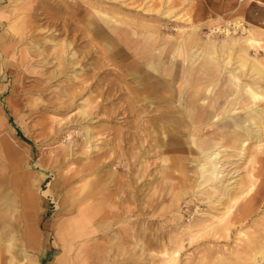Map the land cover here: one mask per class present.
<instances>
[{"label":"rangeland","instance_id":"obj_1","mask_svg":"<svg viewBox=\"0 0 264 264\" xmlns=\"http://www.w3.org/2000/svg\"><path fill=\"white\" fill-rule=\"evenodd\" d=\"M0 8V137L20 150L0 154V174L9 173L16 205L25 191L37 198L41 245L26 247L27 264H58L62 254L79 264L91 242L100 251L87 264H253L264 249V98L251 101L247 85L264 92L253 68L264 71V0H0ZM247 119L260 124L251 133ZM205 161L217 170L209 185ZM92 169L86 180L99 183L89 202L107 227L88 240L67 236L64 252L71 193L90 186L64 180ZM253 182L255 209L241 220ZM15 239L13 264H22L21 233Z\"/></svg>","mask_w":264,"mask_h":264},{"label":"bare ground","instance_id":"obj_2","mask_svg":"<svg viewBox=\"0 0 264 264\" xmlns=\"http://www.w3.org/2000/svg\"><path fill=\"white\" fill-rule=\"evenodd\" d=\"M254 2V1H253ZM8 6H10V5H8ZM12 6H14V5H12ZM6 8V7H5ZM1 9V8H0ZM35 11V10H34ZM38 12H39V10H38ZM168 12V11H167ZM170 12V11H169ZM172 12V11H171ZM10 14V13H9ZM45 14V13H44ZM42 16V15H41ZM24 17H25V15H24ZM117 20V19H116ZM115 20V21H116ZM119 21V20H118ZM6 24V23H5ZM120 24V23H119ZM6 26V25H5ZM5 26H3V27H5ZM238 26H240V25H238ZM8 28V27H7ZM9 29V28H8ZM24 30V29H23ZM26 30V29H25ZM24 30V31H25ZM42 30V29H41ZM41 30H39V32L41 31ZM118 30V29H117ZM9 31V30H8ZM38 31V30H37ZM247 31V30H246ZM12 33H14V32H12ZM24 33V32H23ZM253 33V32H252ZM255 33V32H254ZM25 34V33H24ZM23 34V35H24ZM8 34H6V36H7ZM119 35V34H118ZM250 35V34H249ZM26 36V35H25ZM32 36V35H31ZM28 37V36H27ZM147 37H148V35H147ZM39 38V37H38ZM243 38V37H242ZM25 39V38H24ZM33 39V38H32ZM35 39H37V37L35 38ZM145 39V38H144ZM147 39V38H146ZM153 39V38H152ZM235 39V38H234ZM12 40V39H11ZM28 40V39H27ZM235 41V40H234ZM241 41V40H240ZM245 41H247V43H249V44H253L254 42L255 43H257V44H259V41L258 40H256L255 38H253L252 36H250V37H248V38H246L245 39ZM29 42H31V41H29ZM60 42V41H59ZM58 42V43H59ZM62 43V42H61ZM16 44V43H15ZM19 44V43H18ZM262 44V43H261ZM71 45V44H70ZM229 45V44H228ZM247 45V44H246ZM19 46V45H18ZM25 46V45H24ZM31 46V45H30ZM173 46V45H172ZM234 46H237V45H234ZM249 46V45H248ZM26 47H29V46H26ZM137 47H139V46H137ZM238 47V46H237ZM250 47V46H249ZM227 49H228V47H226ZM231 49V48H230ZM181 51H182V49H181ZM229 51V50H228ZM247 51V50H246ZM19 52V51H18ZM30 52V51H29ZM112 52V51H111ZM247 52H249V51H247ZM110 53V52H109ZM206 53V52H205ZM204 53V54H205ZM229 53V52H228ZM10 54V53H9ZM16 54V53H15ZM14 54V55H15ZM20 55H21V53H19ZM30 54V53H29ZM77 54V53H76ZM111 54V53H110ZM222 54V53H221ZM240 54H242V52H240ZM239 54V55H240ZM61 55V54H60ZM64 55V54H63ZM73 55V54H72ZM258 55V54H257ZM18 56V55H17ZM32 56V55H31ZM35 56V55H34ZM76 56V55H75ZM78 56V55H77ZM220 56V55H219ZM224 56V55H223ZM235 56V55H234ZM49 57V56H48ZM222 57V56H221ZM228 57V56H227ZM237 57V56H236ZM239 57V56H238ZM16 58V57H15ZM20 58H22V56L20 57ZM37 58H38V56H37ZM69 58H73V56L72 57H70L69 56ZM247 58V57H246ZM245 58V56H243V55H241L238 59V61H239V67H243V66H245V64H246V61H247V59ZM34 59V58H33ZM80 60V59H79ZM213 60V59H212ZM251 60V59H250ZM29 61V60H28ZM46 61V60H45ZM44 60H43V62H45ZM194 61H196V60H194ZM223 61H224V59H223ZM227 61L229 62V60L227 59ZM74 62V61H73ZM76 62V61H75ZM193 62V61H192ZM219 62H220V60H219ZM250 62V61H249ZM211 63L214 65V61H211ZM236 63V62H235ZM254 63V62H253ZM18 64V63H17ZM42 64V63H41ZM48 64V63H47ZM51 64V63H50ZM76 64V63H75ZM74 64V65H75ZM80 64V63H79ZM229 64V63H228ZM30 65V64H29ZM37 65H38V63H37ZM40 65V64H39ZM49 65V64H48ZM73 65V66H74ZM249 65V64H248ZM252 65V64H251ZM31 66V65H30ZM42 66V65H41ZM40 66V67H41ZM45 66H47V65H45ZM62 66V65H61ZM61 66H59L60 68H61ZM80 66V65H79ZM215 66V65H214ZM214 66H211V67H214ZM236 66V65H235ZM247 66V65H246ZM250 66V65H249ZM35 67V66H34ZM38 67V66H37ZM151 67H153L154 69L156 68V66L154 67L153 66V64H151ZM191 67H193V66H191ZM253 67V66H252ZM32 68V67H31ZM59 68V69H60ZM255 70H257L258 71V73H260V74H262L263 76H264V71H261L259 68H257V67H253ZM16 69V68H15ZM248 69V68H247ZM62 70V69H61ZM246 70V69H245ZM21 71V70H20ZM37 71V70H36ZM81 71V70H80ZM6 72V71H5ZM43 72V71H42ZM233 72V71H232ZM237 73V72H236ZM236 73H231L232 74V77L233 78H238V75L236 74ZM255 74V73H254ZM253 74V75H254ZM241 75V74H240ZM251 75V74H250ZM249 75V76H250ZM41 76V75H40ZM231 77V76H230ZM74 79V78H73ZM232 79V78H231ZM239 79V78H238ZM188 81H189V79H188ZM232 82V81H231ZM230 82V83H231ZM255 82V81H254ZM84 83V82H83ZM247 84V83H246ZM250 84V83H249ZM255 84H257V83H255ZM251 85V84H250ZM253 85V84H252ZM40 86V85H39ZM248 87H249V94H250V96H249V98H250V100L252 101V100H255V99H257V98H259L260 96L261 97H263L264 98V92H260V89H259V91L257 90V88H254L253 86H249V85H247ZM38 87V86H37ZM210 87H211V85H209V87H207V91L210 89ZM199 89V88H198ZM16 91V90H15ZM73 91V90H72ZM70 93V92H69ZM239 95V94H238ZM69 96V95H68ZM67 96V97H68ZM73 98V96H71L70 95V98ZM14 100H15V98H14ZM237 99H235L234 100V102L233 103H235V101H236ZM12 102V101H11ZM20 102V101H19ZM18 104V103H17ZM22 104V103H21ZM88 104V103H87ZM86 104V105H87ZM91 104V102H89V105ZM26 105V104H25ZM64 106V105H63ZM83 106V105H82ZM88 106V105H87ZM22 107V106H21ZM26 107V106H25ZM29 107V106H28ZM61 107H62V105H61ZM72 107V106H71ZM84 107V106H83ZM82 107V108H83ZM60 108V107H59ZM89 108V107H88ZM85 110V109H84ZM83 109L81 110H79V111H84ZM19 113V112H18ZM78 113V112H77ZM209 113V112H208ZM261 113V112H260ZM81 114H85L84 112L83 113H81ZM3 115V114H2ZM208 115V114H207ZM84 116H86V115H84ZM89 116V115H88ZM260 116H262V114L260 115ZM64 117V116H63ZM87 118V117H86ZM251 118V117H250ZM262 118V117H261ZM72 119V118H71ZM91 119V118H90ZM250 123L248 124V125H246L245 126V129L246 130H248L250 133L251 132H253V128L252 127H250L251 125V123L253 122V120L254 119H252V122H251V120H249V119H247ZM67 121H68V119H67ZM72 121V120H71ZM254 121H257V120H254ZM82 122V121H81ZM69 123V122H68ZM67 123V124H68ZM257 123H258V121H257ZM137 124V123H136ZM259 124V123H258ZM260 125V124H259ZM9 126V125H8ZM63 126H65V125H63ZM138 126V125H137ZM144 126V125H143ZM181 126V125H180ZM263 126V125H262ZM177 127V126H176ZM145 128H146V126H145ZM258 128H259V126H258ZM262 128H264V126L262 127ZM60 129V128H59ZM150 129V128H149ZM84 130H85V128H84ZM151 130V129H150ZM174 130V129H173ZM263 130V129H262ZM262 130H261V132H262ZM58 129H57V133H58ZM145 131V130H144ZM260 131V130H259ZM232 132H235L234 130L232 131ZM143 133V132H142ZM142 133H141V135H142ZM56 134V133H55ZM54 134V135H55ZM135 134V133H134ZM147 134H149L148 132H147ZM154 134V133H153ZM263 134V133H262ZM261 134V135H262ZM57 135V134H56ZM139 135H140V133H139ZM152 135V134H151ZM60 136V135H59ZM54 137V136H53ZM11 138H12V136H11ZM132 138V137H131ZM137 138V137H136ZM262 138V137H261ZM148 139V138H147ZM147 139H145V140H147ZM239 139V137L236 135V136H234V141L232 142V144H233V147L234 148H237V140ZM64 140V139H63ZM155 140V139H154ZM11 141H12V139H11ZM11 141L8 139V136H6V135H1V137H0V154L1 155H3V156H5V157H8L9 155H14V154H16V156H18L19 154H20V150L16 147V146H14L12 143H11ZM135 141V140H134ZM13 142V141H12ZM155 142V141H154ZM263 142V141H262ZM133 143V142H132ZM128 144V143H127ZM70 145V144H69ZM83 145V144H82ZM144 145V144H143ZM142 145V146H143ZM258 145H260V142H259V144ZM155 146H156V144H155ZM139 147V146H138ZM154 147V146H153ZM256 147V146H255ZM66 148V147H65ZM142 148V147H141ZM258 148V147H257ZM134 150V149H133ZM157 150V149H156ZM71 151V150H70ZM158 151V150H157ZM83 152V151H82ZM133 153V152H132ZM159 153V152H158ZM85 154V153H84ZM129 155H130V152H129ZM70 156V155H69ZM66 157V156H65ZM64 157V158H65ZM9 158V157H8ZM14 158V157H13ZM12 158V159H13ZM20 158V157H19ZM6 160H7V158H6ZM68 160V159H67ZM20 162H18V164H19ZM69 163V162H68ZM88 163V162H87ZM113 163V162H112ZM15 165H17V164H15ZM20 165H21V163H20ZM72 165V164H71ZM107 165V164H106ZM14 166V165H13ZM67 166V165H66ZM14 167H16V166H14ZM91 167V166H90ZM210 167V165H209V162H203L202 164H201V166H200V169H201V173H202V184H208V182H210V183H212V181H214V180H216L217 179V176H216V174L215 173H217V170L214 168V169H211V168H209ZM6 168V167H5ZM87 169V168H86ZM0 170H1V167H0ZM9 170H10V167H9ZM84 170V169H83ZM71 171V170H70ZM96 171V169L94 170V169H92V170H90L88 173H82V174H80V175H77L76 176V173L75 174H73V175H71L69 178H66V180H64V183H72L73 181H76V182H82V184L84 185V184H88V182L90 183V186H89V188H83V186H80V187H77L76 189H73V191H72V193H71V196H70V200H69V204H70V209H69V211L70 212H72V213H74L75 215H73L74 217H72L70 220H68V223L67 224H62V226L60 227V231H59V239L62 241V247H63V250H64V252H66V249L65 248H67L66 247V245H67V238L68 237H70V236H72V237H76V238H82V240H88V239H90V237L92 238V236H90L92 233H94L95 231H98V230H100L101 228H104V227H107V225L103 222V221H98V220H96V217L98 216V207H99V205H97V203L95 202H89V200L92 198V197H95L98 193H97V190L95 189V187H93V186H95V185H98V181H97V183L95 184V183H92V181H87L86 180V177L89 175V174H91V173H93V172H95ZM130 171V170H129ZM15 172V171H14ZM13 172V173H14ZM81 172V171H80ZM107 172V171H106ZM1 173V172H0ZM130 173V172H129ZM170 173V172H169ZM20 174H21V171H20ZM78 174V173H77ZM170 175V174H169ZM168 175V176H169ZM12 176V175H11ZM29 176V175H28ZM167 176V177H168ZM249 176H251V175H249ZM16 177V176H15ZM105 177V176H104ZM252 177V176H251ZM107 178V177H106ZM163 178V177H162ZM165 178V177H164ZM169 178V177H168ZM87 179H88V177H87ZM166 179V178H165ZM170 179V178H169ZM15 180V179H14ZM16 180H18L19 182H17L20 186H23L24 188H27V186H28V181H29V179L26 177V174H23L22 173V175L20 176V177H18ZM104 180V179H103ZM102 181V180H101ZM0 182H2L3 183V185L1 186L0 185V264H2V262H3V260L5 259V258H3L4 256L6 257V261L8 262V264H13L14 263V261H15V255L13 254V251H14V249H15V247H17L16 246V244H15V235L18 233H21V235H22V240H21V250H20V253H21V255H22V259H23V261H22V264H27V262H29L31 259H29V253L30 252H28V250H26V247H30V248H32V247H37L38 245H41V242H40V239H39V234H38V231H37V229H38V227L36 226V224H35V220H34V215L36 214V209H35V207H36V200H37V198H36V195H34L33 196V194H32V196L31 195H29L28 193H26V191H25V193H23V194H20V197H19V199H18V205H16V203H15V198H14V196L12 195V193L9 191V189H7L6 187H10L9 185V183H11V181H10V179H9V173H2V174H0ZM16 182V181H15ZM105 182V181H104ZM107 182V181H106ZM105 182V183H106ZM222 182V181H221ZM236 182V181H235ZM101 183V182H100ZM218 183V182H217ZM250 183V182H249ZM12 184V183H11ZM91 184H94V185H91ZM171 184V183H170ZM169 185V184H168ZM177 185V184H176ZM209 185V184H208ZM220 185H222V184H220ZM102 186V185H101ZM101 186H100V188H101ZM178 186V185H177ZM211 186V185H210ZM228 186V185H227ZM230 186V185H229ZM99 187V186H98ZM172 187V186H171ZM207 187V186H206ZM213 187V186H212ZM216 187V186H215ZM214 187V188H215ZM232 187H234V186H232ZM189 188V187H188ZM222 188V187H221ZM226 188V187H225ZM254 188H255V182H253L252 183V185L247 189V191L245 192V193H243V196H242V198H241V200H245V202H244V209H245V211H243L242 213L245 215V216H243V218H240L241 220L242 219H245L248 215H249V213H251L252 211H254V203H253V200H254V198H253V196H251V193L253 192V190H254ZM110 189V188H109ZM169 189H171L170 188V186H169ZM217 189V188H216ZM216 189H214V190H216ZM232 189V188H231ZM27 190V189H26ZM29 190H31V189H29ZM102 190V189H101ZM172 190V189H171ZM178 190V189H177ZM170 191V190H169ZM203 191V190H202ZM212 191V190H211ZM105 192V191H104ZM177 192V191H176ZM185 192V191H184ZM225 192V191H224ZM109 193V192H108ZM169 193V192H168ZM180 193H182V192H180ZM193 193H195V192H193ZM204 193V192H203ZM215 193H216V191H215ZM220 193V192H219ZM170 194V193H169ZM209 194V193H208ZM171 195V194H170ZM205 195H207V194H205ZM215 196V195H214ZM169 197V196H168ZM176 197V196H175ZM174 197V198H175ZM208 197V196H207ZM210 197V196H209ZM218 197V196H217ZM224 197H225V194H224ZM107 198V197H106ZM170 198V197H169ZM99 199H101V198H99ZM193 200V199H192ZM221 200V199H220ZM232 202H234V204H236V202H237V197H234V198H232ZM175 201L177 202V200L175 199ZM200 201V200H199ZM202 201V200H201ZM211 201V200H210ZM218 201V200H217ZM206 202V201H205ZM168 203H170V202H168ZM167 203V204H168ZM178 203V202H177ZM209 203V202H208ZM227 203V202H226ZM148 204V203H147ZM19 205H20V209L18 208L19 207ZM171 205V204H170ZM174 205V204H173ZM213 205V204H212ZM218 205V204H217ZM18 206V207H17ZM164 206H165V204H164ZM233 206L234 205H231V206H228V211H225V212H230L231 210H232V208H233ZM162 207V206H161ZM167 207V206H166ZM170 207V206H169ZM217 207V206H216ZM221 207V206H220ZM224 207H225V205H224ZM165 208V207H164ZM97 209V210H96ZM108 209V208H107ZM163 211L165 210V209H162ZM227 210V209H226ZM151 211V210H150ZM15 213H18V214H20L21 215V222H22V224L20 225L19 224V222L16 220V218H15ZM110 213V212H109ZM115 213H116V210H115ZM165 213V212H164ZM248 213V214H247ZM114 214V213H113ZM227 214V213H226ZM224 215V214H223ZM122 216V215H121ZM219 216V215H218ZM112 217V216H111ZM224 218H225V216H223ZM37 218H39V216L37 217ZM66 218V217H65ZM122 218V217H121ZM215 218V217H214ZM213 218V219H214ZM222 218V217H221ZM36 219V218H35ZM111 219V218H110ZM115 219V218H114ZM219 219V218H218ZM60 220V219H59ZM116 220V219H115ZM226 221H227V219H225ZM34 221V222H33ZM121 221V220H120ZM119 221V222H120ZM222 221V220H221ZM221 221H219V223L221 222ZM224 221V220H223ZM61 223L63 222V221H60ZM66 222V221H65ZM227 222H229V223H234V221H233V219H232V217L230 218V219H228V221ZM104 223V224H103ZM128 223V222H127ZM140 223H141V221H140ZM207 223V222H206ZM205 223V224H206ZM208 224V223H207ZM217 224V223H216ZM140 225V224H139ZM218 225V224H217ZM243 225V224H242ZM21 226H23L24 228L23 229H21ZM232 226V225H231ZM110 227V226H109ZM213 227V226H212ZM239 227V226H238ZM162 228V227H161ZM225 228H227L228 230H229V228H230V225L229 224H226L225 225ZM112 229V228H111ZM110 229V230H111ZM128 229V228H127ZM218 229V228H217ZM51 230V229H50ZM68 230V231H67ZM118 231H119V229H118ZM144 231V230H143ZM145 231H146V229H145ZM227 231V230H226ZM117 232V231H116ZM247 232V231H246ZM96 233V232H95ZM94 233V234H95ZM118 233V232H117ZM143 233V232H142ZM217 233V232H216ZM51 234V233H50ZM93 234V235H94ZM115 234V236H117L116 235V233H114ZM229 234V233H228ZM239 234H241V233H239ZM206 235V234H205ZM218 235V234H217ZM227 235V234H226ZM249 235V234H248ZM68 236V237H67ZM102 236V235H101ZM119 236V235H118ZM123 236H124V234H123ZM193 236H195L196 237V235H193ZM199 236V235H198ZM216 236V235H215ZM215 236H213V237H215ZM228 236V235H227ZM226 236V237H227ZM238 236V235H237ZM240 236V235H239ZM192 237V236H191ZM202 237V236H201ZM201 237H200V239H201ZM244 237V236H243ZM162 238V237H161ZM199 238V237H198ZM49 239V238H48ZM98 239V238H97ZM114 239V238H113ZM118 239V238H117ZM194 239V238H193ZM247 239V238H246ZM20 240V239H19ZM78 240V239H77ZM101 241L103 240V239H100ZM198 240V239H197ZM79 241H81L80 239H79ZM103 241H105V240H103ZM102 241V242H103ZM106 241H107V239H106ZM131 241V240H130ZM138 241H139V239H138ZM189 241V240H188ZM75 242V241H74ZM111 242H112V240H111ZM125 242V241H124ZM128 242V241H127ZM141 242V241H140ZM181 242V241H180ZM80 243V242H79ZM138 243V242H137ZM76 244V243H75ZM143 244V243H142ZM141 244V245H142ZM189 244V243H188ZM246 244V243H245ZM256 244V243H255ZM83 246H85V247H83V251L81 252L82 253V256L80 257V259H79V264H87L88 263V258L89 257H93V256H95L96 255V251H100V249H92V250H90L91 249V247L94 245V243H90L89 244V248H87L86 247V245L87 244H82ZM82 245H81V247H82ZM101 245H103V244H101ZM123 245V244H122ZM129 245H130V243H129ZM135 245H137V244H135ZM145 245V244H144ZM51 246V245H50ZM61 247V246H60ZM108 247V246H107ZM122 247V246H121ZM180 247V246H179ZM109 248V247H108ZM264 248V247H263ZM122 249V248H121ZM127 249V248H126ZM137 249V248H136ZM184 249V248H183ZM256 249V248H255ZM73 250V249H72ZM76 250H77V248H76ZM117 250V249H116ZM178 250H179V248H176L175 250H173V252H170V253H172V255H168V257H167V262L169 263V262H175L174 261V259H175V255L178 253ZM107 251V250H106ZM129 251V250H128ZM37 252V251H36ZM72 252V251H71ZM71 252H69V253H71ZM74 252V251H73ZM76 252V251H75ZM113 252V251H112ZM124 252V251H123ZM132 252V251H131ZM101 252H99V254H100ZM104 253H105V251H104ZM103 253V254H104ZM129 253V252H128ZM152 253H154V252H152ZM156 253V252H155ZM165 253L166 252H163V254H164V256H166L165 255ZM102 254V253H101ZM112 254V253H111ZM136 254V253H135ZM143 254H145V253H143ZM142 254V255H143ZM150 254V253H149ZM160 254V253H159ZM162 254V253H161ZM20 255V256H21ZM123 255V254H122ZM155 255V254H154ZM31 256V255H30ZM126 256V255H125ZM141 256V255H140ZM139 256V257H140ZM162 257H163V255H161ZM33 257V256H32ZM98 257V256H97ZM108 257V256H107ZM145 257V256H144ZM215 257V256H214ZM40 258H41V256H40ZM116 258V257H115ZM118 258V257H117ZM202 258H203V256H202ZM212 258V257H211ZM242 258V257H241ZM27 259V260H26ZM39 259V258H38ZM96 259V258H95ZM94 259V260H95ZM121 259V258H120ZM135 259V258H134ZM143 259V258H142ZM145 259V258H144ZM19 260V259H18ZM56 260H57V262H58V264H67V261H65V259H63V254L62 255H58L57 257H56ZM91 260H92V258H91ZM211 260H213V259H211ZM210 260V261H211ZM32 261V260H31ZM143 261V260H142ZM38 262V261H37ZM36 262V259L35 258H33V264H38ZM131 262V261H130ZM136 262V261H135ZM251 262H253V264H261V263H264V249H259L258 251H256L255 253H254V255L252 254V256H251ZM89 263H90V261H89ZM94 263V262H93ZM134 263V262H133ZM142 263V262H141ZM151 263V262H150ZM176 263V262H175ZM124 264V263H123ZM143 264V263H142ZM164 264V263H163ZM212 264V263H211Z\"/></svg>","mask_w":264,"mask_h":264}]
</instances>
